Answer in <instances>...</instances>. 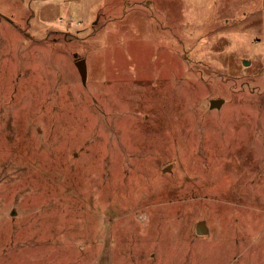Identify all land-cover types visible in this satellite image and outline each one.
Listing matches in <instances>:
<instances>
[{"label":"rangeland","instance_id":"obj_1","mask_svg":"<svg viewBox=\"0 0 264 264\" xmlns=\"http://www.w3.org/2000/svg\"><path fill=\"white\" fill-rule=\"evenodd\" d=\"M0 264H264V0H0Z\"/></svg>","mask_w":264,"mask_h":264},{"label":"water","instance_id":"obj_2","mask_svg":"<svg viewBox=\"0 0 264 264\" xmlns=\"http://www.w3.org/2000/svg\"><path fill=\"white\" fill-rule=\"evenodd\" d=\"M77 67L82 77L85 78L86 77L85 60L81 59L77 61ZM210 102H211V106H210L211 108H220L221 105L225 102V100L224 99H212ZM196 232L198 235H207L209 233V229L205 221L198 222L197 227H196Z\"/></svg>","mask_w":264,"mask_h":264}]
</instances>
